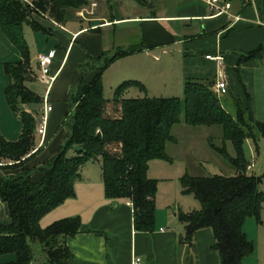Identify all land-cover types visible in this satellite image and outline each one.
Instances as JSON below:
<instances>
[{"label": "trees", "instance_id": "16d2710c", "mask_svg": "<svg viewBox=\"0 0 264 264\" xmlns=\"http://www.w3.org/2000/svg\"><path fill=\"white\" fill-rule=\"evenodd\" d=\"M93 1L0 0V30L20 57L3 63L9 79L4 96L12 110H17V103L39 100L23 85L32 79L23 24L37 28L33 14L63 24ZM133 1L145 5L149 0ZM132 51L131 47H116L111 54L88 56L79 65L82 76L71 90L69 112L64 120L67 136L56 153L35 169L41 174L36 182L29 178L33 169L3 172L21 167L38 150L33 151L32 114L19 111L20 132L15 140L0 135V201L6 204L9 217L7 224H0V254L14 255L13 260L0 264H68L71 252L63 239L79 231L78 217H64L44 227L39 225V219L73 196V184L82 164L96 158L100 162L104 195L130 204L134 230L151 231L157 181L147 176L148 161L171 162L164 145L176 142L170 129L178 122L192 127H219L221 146H215L211 136L207 144L234 171L232 175L208 176L183 173L178 178L180 192L191 195L198 204L190 212L176 211V218L184 227L182 239L188 241L195 230L209 228L218 264H241L252 253L253 243L245 236L242 224L247 217L260 222L264 193L257 189L258 179L246 173L251 167L246 169L249 164L243 157L241 143L245 137L254 139L253 127L264 143V99L263 119L256 122L247 98L243 107L237 97L226 93L217 96L210 81L185 79L181 97H125L122 93L129 86L143 90L139 82L125 80L113 88L111 98H105L102 72L116 58ZM263 56L264 39L253 50L241 54L238 62ZM88 72L89 78L83 80ZM225 140L231 143L234 155L226 153ZM30 242H37L44 254L39 263H33Z\"/></svg>", "mask_w": 264, "mask_h": 264}, {"label": "crops", "instance_id": "0c3cea01", "mask_svg": "<svg viewBox=\"0 0 264 264\" xmlns=\"http://www.w3.org/2000/svg\"><path fill=\"white\" fill-rule=\"evenodd\" d=\"M226 1L229 3L228 14H215L199 0H149L145 5L135 3V11L130 14L112 11V5L120 0H95L91 2L93 5L89 3L76 11L75 17L63 24L33 14L32 19L38 27L22 26L32 72V79L24 81L23 85L39 100L37 103L17 105L21 111L32 114L35 125L45 91L35 57L53 50L50 70L56 71V76L47 92L51 110L47 115L44 136L40 138L33 131V151L38 150L21 167L3 172L33 169L30 180H39L41 174L35 169L56 153L67 136L64 120L69 112L71 90L82 76L79 65L88 56L96 58L101 54H111L116 47H131L133 51L116 58L105 70L121 61L122 68L115 72L116 80L121 79L118 83L135 80L143 86V90L136 86L127 87L122 93L125 97L147 96L146 88L155 89L162 83L165 91L179 97L185 79L214 83L217 67L204 56L220 54L223 58L221 70L227 84L226 94L240 99L243 107L247 98L253 113V107H257L255 92L258 90L263 107L264 56L241 63L238 59L264 39V0ZM151 56H158L159 59L153 60ZM19 58L0 30L2 69L4 62ZM129 62H132L131 72L123 69ZM147 63L154 68L158 66L159 71L149 70ZM3 73L7 76L4 69ZM90 74L88 72L82 79L87 80ZM132 87L142 95H128ZM15 132L10 135L0 131V135L11 141L17 138L20 129ZM100 173L98 158L83 163L73 184V196L39 219V225L44 227L64 217H78L79 231L63 239L71 252L68 264H130L134 257H138L141 264H218L217 255L211 248L213 238L210 229L199 228L188 241H184V227L176 218L177 210H168L167 207L155 209L152 230H134L130 204L104 195ZM8 222L6 204L0 201V224ZM242 230L252 241L253 251L241 260V264H264V222L256 223L246 218ZM13 259L12 253L0 254V263Z\"/></svg>", "mask_w": 264, "mask_h": 264}, {"label": "rangeland", "instance_id": "374dc122", "mask_svg": "<svg viewBox=\"0 0 264 264\" xmlns=\"http://www.w3.org/2000/svg\"><path fill=\"white\" fill-rule=\"evenodd\" d=\"M134 4L135 2L133 0H120L119 3H114L112 5V11L117 14H130L135 11ZM2 62L3 61H0V131H5L12 135L16 133L15 131H19L20 129L18 117L20 107L17 105V110H12L5 99L4 88L8 81V77L3 73ZM147 66L149 70L155 73L159 71L156 65L157 68H154L150 63H147ZM121 68L122 65L120 61L110 65L104 71L102 76V94L105 98L112 97L113 88L121 81V79L116 80L115 73ZM123 69L131 72L132 62L124 65ZM164 86V83H162L155 87V89L146 88V95L161 97L175 96L171 94L173 92L165 91ZM128 95L135 96L142 95V93H137L136 88L132 87ZM255 95L258 100L257 107H253V118L254 121L259 122L263 119L262 96L261 92L258 90H256ZM180 118L181 115L179 116V119ZM252 130L253 133H255L254 139L245 137L241 143V148L245 161L251 164V168L246 170V173L258 179L257 189L264 193V143L262 138L254 131V127ZM170 134L175 138L176 142H166L164 145V152L171 158V162H167L163 159H151L148 161L147 175L157 181L154 210L167 207L168 210L190 212L197 209L198 204L191 195L182 194L180 192L178 178L183 173L199 176H208L212 174L232 175L234 173L233 167L223 156L210 149L207 144V137L211 136L212 143L215 146H221L219 127H192L178 122L171 126ZM223 144L226 153L230 156L234 155L231 143L225 140ZM248 218L254 220L253 217H247V219ZM259 219L264 222V202L261 204ZM30 245L33 252V263H39L44 256L40 245L37 242H30Z\"/></svg>", "mask_w": 264, "mask_h": 264}, {"label": "built area", "instance_id": "2783aa9c", "mask_svg": "<svg viewBox=\"0 0 264 264\" xmlns=\"http://www.w3.org/2000/svg\"><path fill=\"white\" fill-rule=\"evenodd\" d=\"M205 4L210 10L215 14H228L229 3L226 0H199ZM93 5V3H91ZM53 50H50L46 53H39L35 57L36 68L39 74L40 80L45 85V91L42 98V107L38 113L37 121L34 127L35 133L42 138L45 134V128L47 123V115L51 110L50 104L47 102V92L50 87V84L53 82L56 71L52 72L50 70V65L53 58ZM206 59L211 60L215 63L217 67L216 72V81L214 82V91L217 96H222L227 91V84L221 70L223 64V58L220 54H206L204 56ZM154 60L158 59V56L152 57ZM251 164L246 166V169H249ZM130 264H141L138 257H134Z\"/></svg>", "mask_w": 264, "mask_h": 264}]
</instances>
